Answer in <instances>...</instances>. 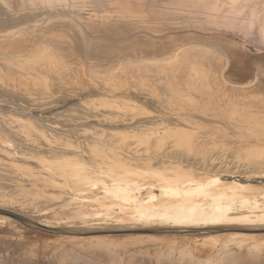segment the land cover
I'll return each instance as SVG.
<instances>
[{
	"label": "bare ground",
	"instance_id": "obj_1",
	"mask_svg": "<svg viewBox=\"0 0 264 264\" xmlns=\"http://www.w3.org/2000/svg\"><path fill=\"white\" fill-rule=\"evenodd\" d=\"M90 2L0 0V90L13 98L20 96L33 101L34 105H43L52 97L75 95L86 99L97 111L121 116L125 123H130L115 139L122 145L121 151L112 149L114 141L111 142L110 136L111 139L106 138L105 133V138L94 134L90 137L96 145L112 149L111 158L117 166L107 167L102 174L101 170L88 169L85 162L78 160L80 157L54 154L38 156L45 170L40 167L39 171H34L28 167L30 163L25 156L16 155L19 160L12 166L2 163L0 158V165L11 172L0 173V210L27 211L29 208L24 206L28 203L29 207V201L35 196L47 203V197L61 202L63 193L70 191L72 199H81L98 221L139 220L146 213L145 208L153 205V214L159 213L163 222L164 219L174 223L207 219L234 221L229 214L235 211L237 203L241 211L252 214L245 216L246 220L256 217L264 220V206L254 203L250 208V199L241 196L251 194L242 190L239 182L224 183L219 178H206L207 173L193 172V164L188 165L192 171L152 165L154 168L151 155L145 154V150L125 148L134 144L145 146L143 143L162 147L184 143L189 149H195L207 134L228 144L236 155H242L240 157L246 159L242 165L251 169L249 173L264 175V20L262 23L253 17L249 0ZM248 10L253 12L252 18ZM263 11L260 12L264 14ZM149 98L160 103L159 109L163 112L160 119L152 116L144 120L134 115L140 107L148 106ZM49 102L52 101L49 99ZM168 113L175 116L166 115ZM22 115L8 119L12 128L17 120L26 122V128L31 123L34 125L31 127L40 124L41 120L36 122L34 116L24 114V118ZM115 120L116 123L123 121ZM141 130L150 134L140 136L137 131ZM159 131H165L169 138L164 139ZM64 134L61 136L71 137V133ZM199 147L198 151L203 149ZM97 159L103 161L98 155ZM142 162L145 166L140 165ZM10 187L17 191L9 190ZM146 187L150 190L143 205L139 192ZM156 187L160 188L161 198L154 195ZM96 189H102L106 195L88 198ZM107 204L118 206L119 213L107 210ZM98 213H102V217L97 216ZM241 228L249 230L250 227ZM201 249L204 255L211 254L206 247Z\"/></svg>",
	"mask_w": 264,
	"mask_h": 264
},
{
	"label": "rangeland",
	"instance_id": "obj_2",
	"mask_svg": "<svg viewBox=\"0 0 264 264\" xmlns=\"http://www.w3.org/2000/svg\"><path fill=\"white\" fill-rule=\"evenodd\" d=\"M87 1L94 3L99 0ZM125 1L135 2V0ZM137 1L139 2V0ZM251 1L249 0V4L254 2V5L257 3L254 6L250 4L252 7L249 6L251 8L249 9L254 12L253 17L259 18V21L263 23L264 14L260 11H262V9L264 10V0ZM164 5L167 4L164 3ZM253 12L250 13L249 10L247 11L250 18H252L251 15ZM256 12H258L257 14L260 13V15H258L259 17L256 15ZM72 96L74 98H72ZM13 97V95L9 96V94L4 91L0 94V128L2 127L0 129V137L2 136V138H0V149H3L0 150L3 151L0 152V158L2 163L12 166L15 164V161L19 160L17 156H25L30 163L28 167L33 168L34 171H39L41 167L40 169L43 168L44 171L45 166L38 160V156L51 157L55 154L58 156L75 155L76 159L80 157L78 160L85 162L88 169L93 171L101 170L102 174L106 171L107 167L117 166V163L111 158L113 157L111 150L115 149V151H119V149L122 148V145L115 142V139L118 137L120 131L126 130L130 126V123L126 122V124L124 122L125 119L121 116H113L112 114H105L97 111V109H93V106L89 105L90 102L88 103L85 99L86 104L88 103V106H86V104H83L85 103L84 99L82 100L81 97H76L75 95H69L67 97L59 96L60 98L52 97L49 98L52 102H49L48 99L43 105H39L38 103L34 105L33 103L35 102L26 100L20 96L19 98L18 96H15V98ZM82 98H85V96H82ZM138 101V103H140L141 99H138ZM147 102H149V107L147 105L140 107V110H138L139 113L136 112L134 115L138 116V119L142 118L144 120L152 116H159L158 118L160 119V113L162 112V110L159 109L161 108L160 103L150 98ZM89 106H92V108ZM38 107L40 108L38 109ZM147 108L151 110L148 111ZM3 111L5 112L3 113ZM6 111H9V113L12 112L10 113L11 115ZM60 111H62L61 114ZM84 111L88 113L86 114ZM13 112L16 113L17 116L19 115V117L23 114L22 116L24 118H26L25 115H32L34 116L32 118H35L36 122L38 121L37 119H39V121L41 120L38 122L40 123L38 127L41 126V129L38 128L37 125L35 126L37 129L31 127L34 126L33 123H31L33 121L29 122L31 124L26 128L25 125L27 124H24L26 122L22 120L19 121L20 124L17 120V122L14 123V128H12L9 120L12 115L13 117L16 116ZM74 115H76V117ZM166 115L175 116V114L171 113ZM3 116L5 119H1ZM110 116L114 117V119L112 118V120H110ZM119 118L123 121L118 122V124L115 122V119L119 121ZM5 124L8 125L5 126ZM88 125L91 127H86ZM162 126L160 125L159 127L163 128L166 125ZM47 129L49 130L47 131ZM64 129H67V132ZM17 131L20 133H17ZM78 132L79 134H77ZM82 132H84L86 136ZM159 132L164 139L167 140L169 138V135H167L165 131ZM64 133L67 135L71 133L69 136L74 140L72 139L71 141V137L67 139V137L61 136V134ZM104 133L107 136H105ZM58 134L60 136H58ZM93 134L96 137L105 136L108 139L111 137V142L114 141L112 144L113 146H111L113 148L107 149L101 145H96V143L90 139ZM137 134L141 136L142 134L150 133L146 130H144V132L141 130V132L137 131ZM31 139L33 142H31ZM203 139L205 140H201V145L199 143L197 144V148L199 145L203 148L200 149L199 147V151L195 148L196 146L194 147L195 149H189L184 143H173L174 145L169 143L165 144L166 146L163 147L161 144L148 145L143 143L145 146L142 144H134L135 149L132 145L130 148L128 145L127 147L125 146V148L131 151L132 148L133 151L143 152V150H145V154L148 153L149 156L151 155V166L154 165L157 166V168L165 169L168 167L178 170L183 169L184 171L185 169L186 171H192L193 169L194 173H207L206 178H219L224 183L239 182L238 184L241 189L244 191L247 190L251 194L249 197H247V195L241 196L245 199H250V208L254 203H259L264 206V175L258 174V172L257 174L255 172L252 174V171L249 173L251 169L248 170L249 168L247 169V167L242 165L246 159L240 157L242 155H236L232 152V150H230L231 147L228 146V144L225 145L223 141L212 138V136L209 137L207 134L203 135ZM211 140L213 141L211 142ZM215 140L216 142H220L216 143ZM77 142L79 143L77 144ZM32 145L33 147L36 146L33 148ZM136 145L138 147H136ZM99 146L101 147L99 148ZM121 150L122 149H120V151ZM195 150H197L196 155ZM122 152L124 154L127 151ZM161 153H163V156ZM32 155L36 157L32 158ZM97 155L103 158L102 162L97 159ZM123 156L125 158L126 155ZM6 159H8V162ZM145 160L146 159L142 161L145 162ZM160 160L161 162L158 163ZM178 164L181 165L178 166ZM140 165H144V163L142 162ZM188 165H191L193 168ZM187 166L190 168L188 169ZM12 168H14V166ZM195 169L198 170L196 171ZM0 173L9 174L11 172L8 168L0 165ZM194 178L200 179L201 176H195ZM14 189L13 187L9 188L11 191L16 190ZM149 190L150 188L146 187L139 192V201L143 205H146V194ZM51 191L58 192L55 188H51ZM153 192L156 198L162 197L160 188H154ZM97 195L104 196L106 194L102 189H96V191L94 190L91 194H88V198L94 199ZM72 198L74 197H72L71 192L65 191L61 202H59L60 200L55 201V199H49L47 197L46 200L49 202L47 203L45 200H41L35 196L29 201V207L27 206L28 203L24 206L25 209L29 208L27 211H6L1 209L0 264H264V220L258 217L246 220L248 216H252V214L250 212L241 211L242 208L239 203L236 204L235 211L229 214L231 219L233 216L235 219L234 221L230 219L226 221H213V219H207L198 221L197 223H174L169 219H164L165 221L163 222L161 220L163 218H159V213L153 214V212H155V207L153 205L149 206L148 209L145 208L146 213L139 217L141 218L139 220L116 222L114 220L98 221L96 220L97 218L94 219L95 216L90 215L88 212L89 209L84 207L81 199L76 201ZM34 209L37 211L35 212ZM106 209L114 214H118L120 211L118 206L111 204H107ZM98 215L102 217V213H98L97 216ZM129 222L132 224H129ZM242 226L250 228L249 230H243L241 228ZM204 247L211 251V254L204 255L201 253L200 249ZM196 253H198L199 256Z\"/></svg>",
	"mask_w": 264,
	"mask_h": 264
}]
</instances>
